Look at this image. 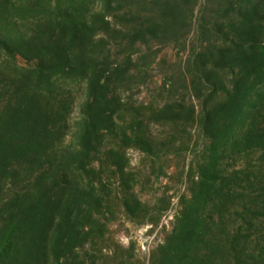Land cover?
<instances>
[{
    "label": "trees",
    "instance_id": "1",
    "mask_svg": "<svg viewBox=\"0 0 264 264\" xmlns=\"http://www.w3.org/2000/svg\"><path fill=\"white\" fill-rule=\"evenodd\" d=\"M192 33L199 115L123 100L140 47ZM196 118L208 146L150 264H264V0H0V264H94L102 175L138 217L127 150Z\"/></svg>",
    "mask_w": 264,
    "mask_h": 264
},
{
    "label": "rangeland",
    "instance_id": "2",
    "mask_svg": "<svg viewBox=\"0 0 264 264\" xmlns=\"http://www.w3.org/2000/svg\"><path fill=\"white\" fill-rule=\"evenodd\" d=\"M196 45L192 33L180 44L140 47L135 56L138 68L133 72V85L122 91L123 100L145 107L184 100L199 115V101L186 77V64ZM78 115L77 107L73 121ZM197 118L189 123H152L153 154L127 150L134 193L147 206L138 217L125 212L122 188L113 171L102 175L107 202L97 216L106 228L104 238L93 240L88 247L94 264H150L152 251L173 229L181 199L189 192L191 174L208 146ZM113 145L109 140L108 147Z\"/></svg>",
    "mask_w": 264,
    "mask_h": 264
}]
</instances>
